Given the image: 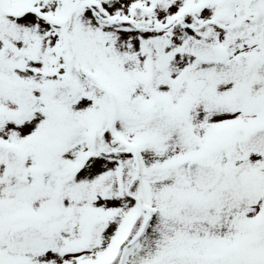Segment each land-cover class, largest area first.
Here are the masks:
<instances>
[{"label": "snow or ice", "instance_id": "snow-or-ice-1", "mask_svg": "<svg viewBox=\"0 0 264 264\" xmlns=\"http://www.w3.org/2000/svg\"><path fill=\"white\" fill-rule=\"evenodd\" d=\"M0 264H264V0H0Z\"/></svg>", "mask_w": 264, "mask_h": 264}]
</instances>
